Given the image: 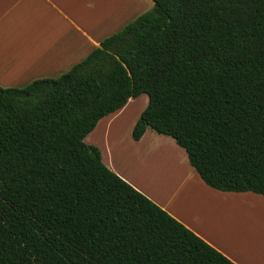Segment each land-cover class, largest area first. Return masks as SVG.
<instances>
[{
	"label": "trees",
	"instance_id": "obj_1",
	"mask_svg": "<svg viewBox=\"0 0 264 264\" xmlns=\"http://www.w3.org/2000/svg\"><path fill=\"white\" fill-rule=\"evenodd\" d=\"M57 77L0 85V264H237L85 137L145 93L132 130L209 186L264 194V0H153Z\"/></svg>",
	"mask_w": 264,
	"mask_h": 264
},
{
	"label": "crops",
	"instance_id": "obj_2",
	"mask_svg": "<svg viewBox=\"0 0 264 264\" xmlns=\"http://www.w3.org/2000/svg\"><path fill=\"white\" fill-rule=\"evenodd\" d=\"M147 7L148 0H0V85L61 75ZM136 98L100 119L85 141L99 147L109 168L232 261L264 264V231L238 222L239 211L264 219V194L209 186L186 150L151 127L134 140L148 104L127 111Z\"/></svg>",
	"mask_w": 264,
	"mask_h": 264
},
{
	"label": "rangeland",
	"instance_id": "obj_3",
	"mask_svg": "<svg viewBox=\"0 0 264 264\" xmlns=\"http://www.w3.org/2000/svg\"><path fill=\"white\" fill-rule=\"evenodd\" d=\"M154 3L153 0H148V7L147 10H150L153 7ZM148 101V95L143 93L140 96H138L136 99H134V102H132V104H130L129 108L127 109V111H131V113L133 112H137L138 109L142 108V103L144 104V102ZM147 103H145L146 106ZM134 109V110H132ZM127 114V112L125 113ZM243 204H245L243 202ZM248 211H239L238 212V222H243L245 224H249V225H253V226H257L259 227V229L264 231V219L261 220V218H252V216L250 215V213H247Z\"/></svg>",
	"mask_w": 264,
	"mask_h": 264
}]
</instances>
